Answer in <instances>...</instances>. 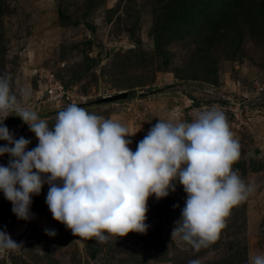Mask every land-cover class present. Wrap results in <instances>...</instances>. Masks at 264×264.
Wrapping results in <instances>:
<instances>
[{"label": "rangeland", "instance_id": "rangeland-1", "mask_svg": "<svg viewBox=\"0 0 264 264\" xmlns=\"http://www.w3.org/2000/svg\"><path fill=\"white\" fill-rule=\"evenodd\" d=\"M261 2L0 0V76L11 78V92L22 107L36 111L51 127L71 100L83 101L89 113L137 131L126 137L132 151L158 118L191 122L198 111L216 108L241 146L233 170L251 189L231 209L219 238L198 251L171 237L187 198L178 180L167 197H149L145 233L109 235L104 243L73 236L52 218L45 203L47 184L32 197L28 220L13 214L0 191V231L23 244L19 251L0 252V264H250L252 256L264 254ZM47 72L71 95L64 107L55 104L58 100L44 102ZM123 91L135 96L90 103ZM8 121L5 126L16 139L30 140L26 150L37 146L35 134L16 112L2 125ZM6 143L0 140V146ZM9 159L0 156V165L7 166ZM45 229L56 235H46Z\"/></svg>", "mask_w": 264, "mask_h": 264}, {"label": "clouds", "instance_id": "clouds-1", "mask_svg": "<svg viewBox=\"0 0 264 264\" xmlns=\"http://www.w3.org/2000/svg\"><path fill=\"white\" fill-rule=\"evenodd\" d=\"M10 79L0 76V140L7 142L0 156L10 157L7 166L0 165V191L18 219H30L32 197L47 184L52 218L73 236L104 243L109 235L145 233L149 197H167L178 180L187 198L171 237L198 251L219 238L233 206L251 191L233 170L241 146L223 111H198L191 122L158 118L132 151L126 137L137 131L89 113L78 100L59 111L50 127L20 105ZM13 111L38 139L35 148L26 150L30 140L16 139L2 125ZM45 234L56 232L45 229ZM21 249L22 242L0 231V252ZM250 264H264V254L252 256Z\"/></svg>", "mask_w": 264, "mask_h": 264}, {"label": "built area", "instance_id": "built-area-1", "mask_svg": "<svg viewBox=\"0 0 264 264\" xmlns=\"http://www.w3.org/2000/svg\"><path fill=\"white\" fill-rule=\"evenodd\" d=\"M45 79H47V87L44 88L45 95L44 102L48 101H56L55 104L63 103L64 101H69L71 98V95L66 91L65 86L57 79L53 78V76L47 72V75L45 76ZM50 99V100H49ZM75 100H71L70 104H74ZM69 105V103L67 104Z\"/></svg>", "mask_w": 264, "mask_h": 264}, {"label": "water", "instance_id": "water-1", "mask_svg": "<svg viewBox=\"0 0 264 264\" xmlns=\"http://www.w3.org/2000/svg\"><path fill=\"white\" fill-rule=\"evenodd\" d=\"M128 97V92L127 91H123V92H118L114 95H110V96H105V97H101L97 100H94L90 103L93 104H104V103H112V102H116V101H120V100H125ZM255 154L259 153L258 149L254 150Z\"/></svg>", "mask_w": 264, "mask_h": 264}, {"label": "trees", "instance_id": "trees-1", "mask_svg": "<svg viewBox=\"0 0 264 264\" xmlns=\"http://www.w3.org/2000/svg\"><path fill=\"white\" fill-rule=\"evenodd\" d=\"M260 5H264V0H262V2L260 3ZM183 12V11H182ZM187 12H189V9H188V11ZM182 18L183 17V14H181V13H179L177 16H176V18ZM175 18V19H176ZM174 88H176V86H166L165 88H164V90L165 91H170V90H173ZM156 90V89H155ZM149 91H153L152 89H150ZM135 96V94L134 93H128V97L127 98H132V97H134ZM141 96H143V94L141 95ZM78 106H80V107H84V106H86V104H77ZM196 106H198V103H196ZM64 107V106H63ZM8 123H11L10 121H8V122H4L3 123V125L5 126V125H7Z\"/></svg>", "mask_w": 264, "mask_h": 264}]
</instances>
